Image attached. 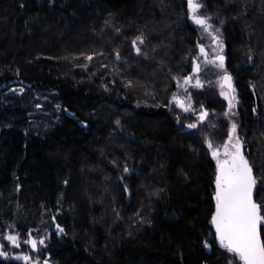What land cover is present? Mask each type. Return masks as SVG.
<instances>
[{"label": "trees", "instance_id": "1", "mask_svg": "<svg viewBox=\"0 0 264 264\" xmlns=\"http://www.w3.org/2000/svg\"><path fill=\"white\" fill-rule=\"evenodd\" d=\"M200 5L222 40L264 220V0ZM192 13L189 0H0V226L24 237L53 220L62 233L36 259L242 264L211 224L207 143L228 139L225 103L205 72L192 96L203 117L172 101L206 47Z\"/></svg>", "mask_w": 264, "mask_h": 264}, {"label": "rangeland", "instance_id": "2", "mask_svg": "<svg viewBox=\"0 0 264 264\" xmlns=\"http://www.w3.org/2000/svg\"><path fill=\"white\" fill-rule=\"evenodd\" d=\"M201 0H189L191 4L192 14L194 16L192 23L199 28L200 34L205 43V49L199 53L198 63H196L192 74L184 79H181L177 83L176 91L172 96V101L177 105V107L184 113H193L199 119L205 115L203 107L195 108L193 103V94L200 90L203 82L206 80L204 74L208 79H212L217 86V96L225 103L224 115L226 122L229 125V135L225 144L221 147L211 146L207 143L210 150L211 156L215 162L222 161L226 152L229 150H234V146L239 142L236 135V113H237V99L236 93L233 92V99L230 98L229 91L227 87L222 84L224 80V74L227 72L225 64L215 61L219 54L224 55L222 40L220 35L213 32V27L209 24L208 19L199 16L201 5ZM212 29V30H211ZM214 59V60H213ZM205 72V73H204ZM214 78V79H213ZM17 90L18 93L22 91L20 89H9ZM22 94V93H21ZM32 97V98H31ZM30 99L35 102L36 111H41L39 109V102L42 101L38 97L36 92L31 94ZM45 114L36 113L34 117H42ZM242 145V144H241ZM39 225L44 226V223L48 224L47 219L40 217ZM52 219V218H51ZM44 221V222H43ZM52 221L51 230L43 229L42 231L29 230L28 233L23 237L15 229H11L9 226H0V260L2 261H14L20 264H45L44 261L36 259L39 256L41 249L47 242L48 236L51 231H56L58 234L62 233L61 229ZM33 235H32V234Z\"/></svg>", "mask_w": 264, "mask_h": 264}, {"label": "water", "instance_id": "3", "mask_svg": "<svg viewBox=\"0 0 264 264\" xmlns=\"http://www.w3.org/2000/svg\"><path fill=\"white\" fill-rule=\"evenodd\" d=\"M230 79L224 75L222 84L232 96ZM214 187L211 224L219 244L237 255L242 264H264L260 232L264 220L255 202L257 182L244 155L216 162Z\"/></svg>", "mask_w": 264, "mask_h": 264}, {"label": "flooded vegetation", "instance_id": "4", "mask_svg": "<svg viewBox=\"0 0 264 264\" xmlns=\"http://www.w3.org/2000/svg\"><path fill=\"white\" fill-rule=\"evenodd\" d=\"M214 59H215V61H218V62H220L222 64H225V56L223 54H219L218 57L214 58ZM224 75H227V72ZM230 81H231V84H232V87H233V81L231 79H230ZM230 81H228L229 84H230ZM232 89H233V92H234V88H232ZM228 91H229V89H228ZM229 94H230V92H229ZM230 98L231 99L234 98L233 97V93H232V96L230 94ZM241 155H244V151H243L242 146L239 143H237V145L234 146V150H229L228 152H226V156H225V158L222 161L227 160V159H229L230 157H233V156H241ZM222 161H217V162L220 163Z\"/></svg>", "mask_w": 264, "mask_h": 264}]
</instances>
